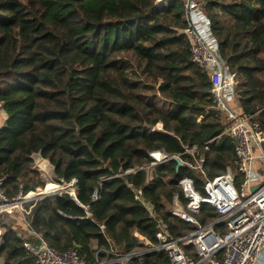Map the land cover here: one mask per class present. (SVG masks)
<instances>
[{"label":"trees","instance_id":"obj_1","mask_svg":"<svg viewBox=\"0 0 264 264\" xmlns=\"http://www.w3.org/2000/svg\"><path fill=\"white\" fill-rule=\"evenodd\" d=\"M212 25L222 61L245 81L231 110L253 114L264 130V0H197ZM184 0H0V177L9 197L22 183L25 191L43 187L32 168L39 154L55 178L76 179V197L67 193L39 199L27 216L31 227L59 249L75 248L88 263L96 249L119 253L140 247L134 231L156 242V219L174 237L197 226L173 215L165 203L177 194L189 199L179 181L193 180L203 194L205 177L170 160L149 165L147 151L167 155L196 146L208 178L236 173L226 115L216 109L211 82L192 62ZM163 123L164 132L146 125ZM218 138L206 144L208 139ZM207 147V148H205ZM264 150V144H263ZM184 162L194 163L189 154ZM129 183L141 190L148 209L135 199ZM97 198L91 200L93 192ZM191 213L202 225L218 218L202 203ZM4 228V264H34L12 224ZM218 232L224 224L214 225ZM195 257L189 245L185 246ZM101 255L103 253L101 252ZM148 264H167L165 251L146 255ZM134 261V260H133Z\"/></svg>","mask_w":264,"mask_h":264},{"label":"built area","instance_id":"obj_2","mask_svg":"<svg viewBox=\"0 0 264 264\" xmlns=\"http://www.w3.org/2000/svg\"><path fill=\"white\" fill-rule=\"evenodd\" d=\"M166 1L168 0H157V5H163ZM184 9L187 26L183 32L190 42L191 60L206 71L211 82L209 92L212 103L226 115L228 124L222 134L228 135L233 145L236 173L226 166L223 174L208 178L204 170V156H195L196 146H186L183 152L174 155H167L161 149L147 151L152 158L151 163L128 169L126 172H146L147 168L150 170L146 173L151 176L155 166L179 159L182 165H188L205 177L203 194L195 190L191 178L185 177L179 181L189 199L187 208L197 212L202 203H207L215 208L219 217L209 224H200L188 209L183 207L178 195L174 194L172 202L165 203V206L171 214L196 225L197 228L193 232L174 237L169 232L167 223L156 219V242L152 243L147 237L134 231V236L140 244L138 249L119 253L111 241L108 250L96 249L94 261L88 263L73 247L59 250L51 246L43 234L35 231L27 221V216L41 198L53 199L58 194L67 193L75 203L83 206L76 197L75 178L65 181L49 176L43 187L29 191H25L21 183L16 195L9 197L4 189V178L0 177V214L20 213L23 218L22 231L19 230L21 243L33 258L34 264H148L146 255L161 250L167 254V264H264V130L256 118L259 110L253 114H240L231 110V106L237 103V93L245 79L222 61L211 22L197 0H184ZM0 108L2 109L1 105ZM146 127L150 133L164 132L162 122ZM218 137L219 135L208 139L206 144ZM182 154L191 155L194 163L184 162L181 159ZM36 158L43 160L39 154L33 155L34 161ZM42 168L43 164L40 163L34 167L37 170ZM129 186L135 199L141 201L153 215L151 206L142 199L141 190L132 183H129ZM97 196L94 191L91 200ZM221 222L224 224L222 233L214 228L215 224ZM3 233L4 228L0 223V244L3 242ZM187 245L191 247L195 257L187 251ZM0 264L4 262L0 260Z\"/></svg>","mask_w":264,"mask_h":264},{"label":"rangeland","instance_id":"obj_3","mask_svg":"<svg viewBox=\"0 0 264 264\" xmlns=\"http://www.w3.org/2000/svg\"><path fill=\"white\" fill-rule=\"evenodd\" d=\"M0 124H1V117H0ZM43 164V168L41 171L42 173V178L44 179V181H46V178H48L49 176L52 178L55 177V172L54 169L52 167V165L50 164V162H48L46 159H39L36 158L35 161L33 160L32 163V168H36V165L38 164ZM146 172L150 169H145ZM22 222H23V218L21 217L20 213H14L12 215L10 214H5V213H1L0 214V223H4V224H12L16 229L22 231ZM116 248V247H115ZM0 260L3 262V260L0 258Z\"/></svg>","mask_w":264,"mask_h":264},{"label":"crops","instance_id":"obj_4","mask_svg":"<svg viewBox=\"0 0 264 264\" xmlns=\"http://www.w3.org/2000/svg\"><path fill=\"white\" fill-rule=\"evenodd\" d=\"M0 110H1V112H0V117H1V124H0V126H1L4 123V121H5L6 114H5V111L3 110V108L2 109L0 108Z\"/></svg>","mask_w":264,"mask_h":264},{"label":"water","instance_id":"obj_5","mask_svg":"<svg viewBox=\"0 0 264 264\" xmlns=\"http://www.w3.org/2000/svg\"><path fill=\"white\" fill-rule=\"evenodd\" d=\"M176 161V169L178 168V167H180V166H182V162H181V160H179V159H176L175 160Z\"/></svg>","mask_w":264,"mask_h":264}]
</instances>
